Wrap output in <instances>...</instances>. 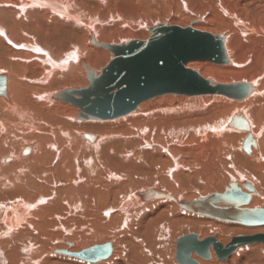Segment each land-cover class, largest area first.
Listing matches in <instances>:
<instances>
[{
    "label": "bare ground",
    "instance_id": "bare-ground-1",
    "mask_svg": "<svg viewBox=\"0 0 264 264\" xmlns=\"http://www.w3.org/2000/svg\"><path fill=\"white\" fill-rule=\"evenodd\" d=\"M158 25L222 37V61L185 64L203 89L108 119H78L82 106L57 97L96 91L109 46L145 41ZM0 82V264H84L55 248L106 242L101 264H175L176 236L216 238L213 226L224 246L248 231L177 202L232 183L248 208H264V0H0ZM251 247L219 264H264V248ZM209 252L192 258L216 264Z\"/></svg>",
    "mask_w": 264,
    "mask_h": 264
},
{
    "label": "water",
    "instance_id": "water-1",
    "mask_svg": "<svg viewBox=\"0 0 264 264\" xmlns=\"http://www.w3.org/2000/svg\"><path fill=\"white\" fill-rule=\"evenodd\" d=\"M151 33L150 38L145 41L136 40L127 45L109 46L113 56L109 64L101 70L100 83L96 91L89 88L90 85L85 89L73 90L71 97L70 91L62 92L57 97L61 100L64 97L71 98L82 106L78 119L117 117L134 110L142 101L160 94L188 93L185 89L187 86L195 87L192 89L194 91L203 89L206 85L203 79L194 71L186 69L185 64L201 58L221 61L224 59L221 36L211 37L190 28L165 25L152 28ZM0 84L2 85L1 82ZM1 85L0 94L4 83L2 87ZM232 89L231 95L235 91L244 94L248 90ZM92 93L95 95L93 94L90 101L89 95ZM75 95L81 99L77 100ZM244 129L247 130L248 127L245 126ZM251 143V139L244 140L242 148L245 152L249 153ZM246 186L254 192L251 186ZM249 200L250 195L241 193L231 183L222 194L211 193L203 198L176 204L181 210L217 221L246 227L264 226V208H248ZM197 237L196 234H188L175 241V260L178 264H199L192 258V254L199 259L208 260L211 257L210 249L216 260L223 263L240 247L255 243L264 244V233L234 236L224 246L215 237H206L201 241ZM111 251L109 242L94 245L78 253L56 250L57 253L88 263L106 260Z\"/></svg>",
    "mask_w": 264,
    "mask_h": 264
},
{
    "label": "rangeland",
    "instance_id": "rangeland-1",
    "mask_svg": "<svg viewBox=\"0 0 264 264\" xmlns=\"http://www.w3.org/2000/svg\"><path fill=\"white\" fill-rule=\"evenodd\" d=\"M28 157H30V155L29 156H27V157H23V159L24 158H28ZM186 184V183H185ZM203 191H204V189L202 188V186L201 187H199V193H201L202 195L204 194L203 193ZM212 191H214V190H212ZM188 195L187 196H191V195H196V194H198V193H194V194H191V193H187ZM195 198H197V197H195ZM156 219H158V220H162L163 219V217H159V218H156ZM157 220V221H158ZM205 220H209V221H213L214 223H217L218 225H226V226H231V227H235V228H241V229H245V230H248V231H246V232H244V233H236V234H238L237 236H245V235H253V234H257V233H264V231H263V229H264V227L263 226H261V227H246V226H242V225H238V224H234V223H228L227 224V222H221V221H215V220H210V219H205ZM205 224V223H204ZM225 226V227H226ZM202 228H204V227H202ZM259 228V229H258ZM182 230H183V228H181ZM181 229H179V230H181ZM205 229H207L208 231H214L215 232V236H216V238H217V229H215L214 230V227L212 226V227H208V228H205ZM190 231H188L189 233H191V232H195V231H192L191 229H189ZM258 231V232H257ZM262 231V232H261ZM185 234L186 233H188L187 231H183ZM184 233H182V235L184 234ZM196 233H198V232H195V233H193V234H196ZM236 234H234V235H232V236H230L229 237V235L226 237V239L225 240H222V243L223 244H225V243H228L229 242V240H230V238L231 237H234V236H236ZM209 234H204L203 236L200 234L199 236L200 237H202V238H205V237H207ZM211 236H213L212 234H211ZM177 238L178 237H180V236H176ZM176 237H175V239H176ZM107 240H104V242H106ZM110 241V240H109ZM112 243H113V245H114V247L116 248V244H114V242L113 241H111ZM167 242H169V241H166L165 242V246H169V245H167L166 243ZM92 243V242H91ZM98 243V242H97ZM97 243H92V245H94V244H97ZM102 243H103V241H102ZM164 243V242H163ZM173 243H174V241H173ZM98 244H100V242L98 243ZM169 244V243H168ZM91 244H90V246H92ZM259 245V246H258ZM174 246V245H173ZM172 246V247H173ZM249 247H251V248H261V246L264 248V244H262V243H255V244H252V245H248ZM247 246V247H248ZM255 246V247H254ZM65 247L67 248H61V247H56L55 249H65V250H67V251H72V250H74V248L72 249V247H68V246H66L65 245ZM89 247V246H88ZM118 247V246H117ZM246 247V246H245ZM70 248V249H69ZM54 249V250H55ZM241 249H243V247L241 248ZM116 250V249H115ZM161 250H162V248H161ZM238 250H240V249H238ZM75 251H76V249H75ZM77 251H79V249L77 250ZM117 251H118V248H117V250H116V253H117ZM234 253H232V255H233ZM56 255H58V254H56ZM58 256H61V257H63L64 255H58ZM70 257V256H69ZM69 257H63V258H69ZM72 259V258H71ZM74 260H75V258H74ZM105 261H107V260H105ZM105 261H103V262H105ZM212 261L213 262H215L216 264H219V262L215 259V256L212 258ZM217 261V262H216ZM81 263H84V264H89V263H86V262H82V261H80ZM92 264H101V263H92ZM175 264H176V261H175Z\"/></svg>",
    "mask_w": 264,
    "mask_h": 264
}]
</instances>
